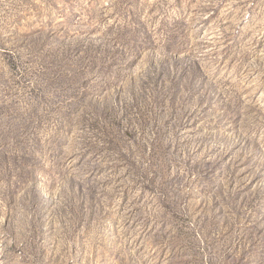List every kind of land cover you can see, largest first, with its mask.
I'll return each mask as SVG.
<instances>
[{"label":"rangeland","instance_id":"374dc122","mask_svg":"<svg viewBox=\"0 0 264 264\" xmlns=\"http://www.w3.org/2000/svg\"><path fill=\"white\" fill-rule=\"evenodd\" d=\"M0 264H264V0H0Z\"/></svg>","mask_w":264,"mask_h":264}]
</instances>
